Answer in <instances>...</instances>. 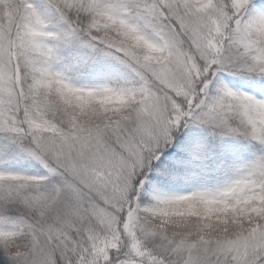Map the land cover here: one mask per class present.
Segmentation results:
<instances>
[{
    "label": "snow or ice",
    "instance_id": "obj_1",
    "mask_svg": "<svg viewBox=\"0 0 264 264\" xmlns=\"http://www.w3.org/2000/svg\"><path fill=\"white\" fill-rule=\"evenodd\" d=\"M0 264H264V0H0Z\"/></svg>",
    "mask_w": 264,
    "mask_h": 264
}]
</instances>
